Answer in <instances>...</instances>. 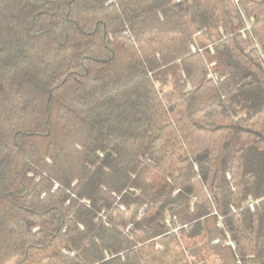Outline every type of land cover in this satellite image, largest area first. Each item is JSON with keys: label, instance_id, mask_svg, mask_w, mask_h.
Instances as JSON below:
<instances>
[{"label": "trees", "instance_id": "obj_1", "mask_svg": "<svg viewBox=\"0 0 264 264\" xmlns=\"http://www.w3.org/2000/svg\"><path fill=\"white\" fill-rule=\"evenodd\" d=\"M264 264V0H0V264Z\"/></svg>", "mask_w": 264, "mask_h": 264}, {"label": "rangeland", "instance_id": "obj_2", "mask_svg": "<svg viewBox=\"0 0 264 264\" xmlns=\"http://www.w3.org/2000/svg\"><path fill=\"white\" fill-rule=\"evenodd\" d=\"M208 263H210V264H211V261H208Z\"/></svg>", "mask_w": 264, "mask_h": 264}]
</instances>
